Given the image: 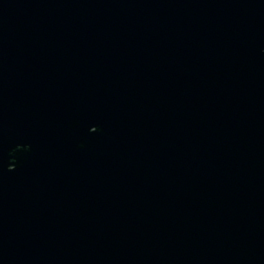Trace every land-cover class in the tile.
<instances>
[{
  "label": "water",
  "instance_id": "obj_1",
  "mask_svg": "<svg viewBox=\"0 0 264 264\" xmlns=\"http://www.w3.org/2000/svg\"><path fill=\"white\" fill-rule=\"evenodd\" d=\"M0 264H264V0H0Z\"/></svg>",
  "mask_w": 264,
  "mask_h": 264
}]
</instances>
